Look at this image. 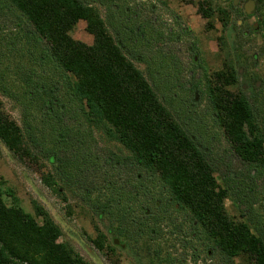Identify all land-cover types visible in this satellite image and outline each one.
<instances>
[{
  "label": "trees",
  "instance_id": "1",
  "mask_svg": "<svg viewBox=\"0 0 264 264\" xmlns=\"http://www.w3.org/2000/svg\"><path fill=\"white\" fill-rule=\"evenodd\" d=\"M115 1L0 0V95L19 107L23 124L0 111V141L22 156L27 146L38 148L49 138L43 153L58 181L76 180L91 210L110 221L114 237L127 248L140 243L146 264H196L207 251L221 264L239 256L264 264V215L252 200L254 173L264 177V126L250 99L226 89L237 83L235 72L215 73L206 84L231 150L216 157L192 115L198 85L180 84L178 62L161 48L179 36L166 38L130 8L108 7ZM93 4L110 14L103 19ZM196 12L208 20L214 9L199 3ZM80 21L91 45L70 36ZM134 61L145 66L144 74ZM179 92L189 95L186 102ZM170 97L178 104L174 116L164 105ZM94 129L127 155H94ZM231 157L246 175L232 173ZM90 173L99 175V184L86 186ZM42 182L63 197L54 175ZM227 197L246 222L228 217ZM32 207L41 223L0 181V264H85L59 242L62 232L49 213L36 202ZM95 231L92 244L102 251L105 238Z\"/></svg>",
  "mask_w": 264,
  "mask_h": 264
},
{
  "label": "rangeland",
  "instance_id": "2",
  "mask_svg": "<svg viewBox=\"0 0 264 264\" xmlns=\"http://www.w3.org/2000/svg\"><path fill=\"white\" fill-rule=\"evenodd\" d=\"M252 2L249 13L245 12L247 0H117L109 3L108 7H120L122 10L130 8L139 13L141 20L149 22L155 30L166 34L178 35L174 41H164L161 48L174 56L180 67V84H197L198 92L194 93L192 114L196 121L201 120L200 133L203 140L209 142L216 157L230 156V145L219 128L214 113L206 98L205 90L208 81L215 73L235 72L237 83L226 87L234 94H244L250 99L256 118L264 126V0H249ZM256 5L253 9L254 3ZM199 3L210 4L214 9L208 20L202 19L196 12ZM105 19L110 11L93 4ZM232 6V7H230ZM244 8V9H243ZM118 10V9H117ZM220 10L222 13L217 12ZM85 22L80 21L70 32V36L77 41L91 45L92 36L85 31ZM135 66L144 74L145 66L134 61ZM190 87V85H189ZM177 98L188 100L186 92H179ZM171 104L164 103L174 116L178 108L172 97ZM0 111L19 127H23L19 107L12 101L0 95ZM49 138L42 140V146L28 147V154L17 156L12 154L0 141V181L3 182L5 192L10 191L17 198L19 206L24 212L35 217L32 202H36L49 213L59 226L62 237L59 242L66 243L82 257L85 264H146L145 254L140 243L125 246L122 238L114 237L113 227L106 217L99 218L93 210L83 187L76 180L69 183L58 181L49 163L50 157L43 153L50 147ZM44 141V142H43ZM264 147V146H263ZM92 153L99 157L107 154L126 156L127 152L113 141L108 140L101 130H93ZM69 156V155H68ZM233 174H247L246 167L237 159L231 157ZM51 173L56 178L62 195L56 194L46 187L42 177ZM214 177L218 185L223 187L219 176ZM124 178V177H123ZM119 181L120 178H111ZM99 184L98 174L88 176L89 182ZM121 183V182H120ZM122 184V183H121ZM120 184V187H124ZM97 186V185H96ZM254 206L257 214L264 215V177L252 180ZM5 197L6 203L9 200ZM224 207L228 217L235 223L246 222L237 208L232 197L224 200ZM36 218L41 223L40 218ZM264 221V219H262ZM97 228L104 236L105 248L96 249L92 240L96 238ZM117 239L119 245H114ZM124 247H121V246ZM233 264H254L245 256L232 260ZM186 264H193L187 260ZM197 264V263H196ZM198 264H221L217 254L210 257L202 256Z\"/></svg>",
  "mask_w": 264,
  "mask_h": 264
},
{
  "label": "flooded vegetation",
  "instance_id": "3",
  "mask_svg": "<svg viewBox=\"0 0 264 264\" xmlns=\"http://www.w3.org/2000/svg\"><path fill=\"white\" fill-rule=\"evenodd\" d=\"M239 1H240V0H239ZM234 2H235V0H233V4H234ZM248 2H249V0H247L246 3H248ZM255 5H256V2L254 3L253 9H254ZM243 9H244V8H243ZM244 11L246 12V9H244ZM216 174L219 176V178H220V180H221V183L223 184V182H222V178H221L220 174L217 173V172H216ZM210 256H212L211 251H207V252H206V257H210ZM201 261H202V258L199 259V260L197 261V264L200 263Z\"/></svg>",
  "mask_w": 264,
  "mask_h": 264
},
{
  "label": "water",
  "instance_id": "4",
  "mask_svg": "<svg viewBox=\"0 0 264 264\" xmlns=\"http://www.w3.org/2000/svg\"><path fill=\"white\" fill-rule=\"evenodd\" d=\"M252 2L249 1L248 4L245 6L246 12L249 13V11L251 10V6H252ZM114 245H119V242L117 239L114 240ZM121 247H124L123 245Z\"/></svg>",
  "mask_w": 264,
  "mask_h": 264
}]
</instances>
